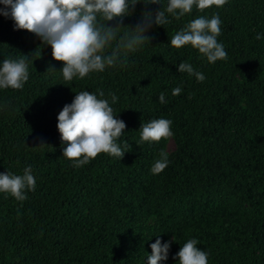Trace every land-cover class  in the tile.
<instances>
[{"label":"trees","instance_id":"16d2710c","mask_svg":"<svg viewBox=\"0 0 264 264\" xmlns=\"http://www.w3.org/2000/svg\"><path fill=\"white\" fill-rule=\"evenodd\" d=\"M143 10L138 4L124 23L134 26ZM214 13L222 21L217 39L227 60L209 63L190 44L170 45L189 21ZM167 15L169 23L154 25L147 33L151 42L129 53L126 64L70 86L63 84V62L53 59L51 47L0 15V66L25 55L29 64L22 89H0V172L22 175L31 166L36 179L24 201L0 192V264H146L156 239L144 229L154 216L165 224L180 216L163 264H178L175 253L192 238L209 254L208 264H264V38H255L264 34V0H227L180 19ZM181 62L206 79L179 72ZM50 65L56 70L47 71ZM176 87L179 95L172 94ZM98 89L110 103V92L118 97L111 106L127 127L117 143L127 141L129 151L122 160L100 153L74 167L62 156L66 144L57 117L76 92ZM245 96L251 105L241 103ZM159 118L172 121L177 147L155 180L145 172L164 138L137 141L142 123ZM37 137L47 144L35 146ZM174 198L187 199L183 214L165 208Z\"/></svg>","mask_w":264,"mask_h":264},{"label":"clouds","instance_id":"9594fccd","mask_svg":"<svg viewBox=\"0 0 264 264\" xmlns=\"http://www.w3.org/2000/svg\"><path fill=\"white\" fill-rule=\"evenodd\" d=\"M226 3L227 0H168L164 6L161 0H0V15L12 19L16 30H27L40 38L41 45L51 47L53 59L63 62L59 69L66 82L63 84L70 86V82L76 78L84 79L93 72L126 64L129 53L151 42L152 37L147 33L154 25L165 26L169 23L167 14L180 19L191 14L194 8L203 12L213 5L223 7ZM138 4L144 6L140 20L134 26L126 25L124 18L134 15ZM149 5L162 6L152 11ZM221 24L218 14L214 13L211 18L201 15L170 37V45L179 49L190 44L209 63L227 60L228 53L217 39L222 32ZM124 26H130L131 31L121 32ZM255 38L262 39L264 34H257ZM37 49L34 53L40 58ZM49 69L56 70L54 65H50L47 71ZM178 71L195 76L198 82L206 79L189 63L181 62ZM28 79L27 55L2 61L0 89L20 90ZM181 91L180 87H176L172 94L179 95ZM76 93L72 102L65 104L57 117V129L62 143L66 144L62 156L70 160L74 167L90 163L100 153L122 160L130 146L127 141L123 147L117 143L127 127L111 106L118 97L110 92V103L109 99L104 98L102 89ZM159 100L166 102L163 92ZM171 124L172 121L165 118L142 123L137 145L159 142L162 138L173 136ZM35 139L38 141L35 146L47 144L41 137ZM169 163L168 152L161 149L151 173L160 174ZM35 189L36 179L31 166L26 167L22 175L0 172V192L10 194L18 201L26 200V191ZM198 243L195 238L188 239L173 259H177L178 264H208L209 254L198 248ZM171 244L172 240L164 242L162 238H157L151 244L152 251L147 256L146 264H163L167 261Z\"/></svg>","mask_w":264,"mask_h":264},{"label":"rangeland","instance_id":"374dc122","mask_svg":"<svg viewBox=\"0 0 264 264\" xmlns=\"http://www.w3.org/2000/svg\"><path fill=\"white\" fill-rule=\"evenodd\" d=\"M242 78V75H240ZM243 79V78H242ZM241 103L243 105H251L252 99L248 96L242 97L240 99ZM177 145L175 142V139L173 136L169 138H164L162 144L156 145L152 151V159L150 162L149 167L147 168L145 172L146 178H154L157 179V175H154L151 173V167L154 164L155 160L159 158V153L161 149H164L169 154L176 149ZM156 188V185L154 184L152 187V190ZM186 198H174L167 200L164 204L165 208L169 210H174L178 212L179 214H183L186 211ZM180 221V216H177L176 221L167 222L166 224L159 219L158 217L154 216L152 217L148 223L146 224V227L144 229V235L149 239H157L162 238L164 242L170 241L174 239L175 232H174V225L176 222ZM159 235V237H158Z\"/></svg>","mask_w":264,"mask_h":264}]
</instances>
